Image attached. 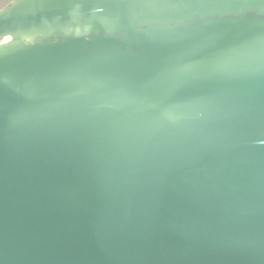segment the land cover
I'll return each mask as SVG.
<instances>
[{"label": "water", "instance_id": "water-1", "mask_svg": "<svg viewBox=\"0 0 264 264\" xmlns=\"http://www.w3.org/2000/svg\"><path fill=\"white\" fill-rule=\"evenodd\" d=\"M0 264H264V0L1 9Z\"/></svg>", "mask_w": 264, "mask_h": 264}, {"label": "rangeland", "instance_id": "rangeland-1", "mask_svg": "<svg viewBox=\"0 0 264 264\" xmlns=\"http://www.w3.org/2000/svg\"><path fill=\"white\" fill-rule=\"evenodd\" d=\"M13 1H15V0H5V2H3V3H1L2 1H0V10L5 8L6 6H8Z\"/></svg>", "mask_w": 264, "mask_h": 264}, {"label": "flooded vegetation", "instance_id": "flooded-vegetation-1", "mask_svg": "<svg viewBox=\"0 0 264 264\" xmlns=\"http://www.w3.org/2000/svg\"><path fill=\"white\" fill-rule=\"evenodd\" d=\"M0 1H2L1 3L5 2V0H0Z\"/></svg>", "mask_w": 264, "mask_h": 264}]
</instances>
